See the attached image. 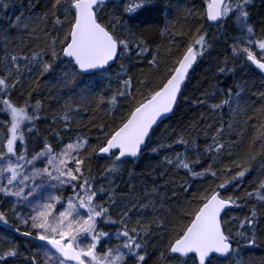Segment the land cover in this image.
<instances>
[{
	"label": "snow or ice",
	"instance_id": "1",
	"mask_svg": "<svg viewBox=\"0 0 264 264\" xmlns=\"http://www.w3.org/2000/svg\"><path fill=\"white\" fill-rule=\"evenodd\" d=\"M110 2L52 0L48 12L41 17L47 21L50 14L53 18V32H49L47 26L41 29L47 38L46 46L31 51V54L23 50L9 53L3 59L0 114L5 119L0 120V124L6 128V133L0 140V199L12 204L8 211L14 222L10 225L8 212L0 210V223L13 227L20 236L30 238L29 243L35 251L21 253L13 244L0 251V264H11L21 255L25 264H41V255L43 264H246L242 248L257 244L259 215L255 205L243 220L231 216V212L241 207V201H255L264 208V166L252 187L243 189L241 194V186L252 171L250 162L256 157L250 152L242 162L232 161L234 169L228 166L218 169V159L225 154L232 155L225 142L223 125L214 130L211 143H206L203 150L195 139L190 142L179 136L175 142L184 145L185 152L176 153L174 159L165 157L168 165L183 169L193 180L203 182L211 177L214 181L192 191V184L181 185L187 195H184L183 203L177 202L176 208L171 204L165 207L164 198L156 200L159 190L155 187L151 193H146L149 199L129 202L115 209L114 190L106 201L103 199L105 190L97 187L95 177L91 175L89 150L91 154L112 161L106 170L108 174L119 173L124 164L138 160L152 141L154 126L174 112L193 65L212 47L201 25L195 33L187 34L190 42L182 49H168L172 63L154 86L145 79L134 82L128 74L126 58L129 62L133 58L146 62L158 70L159 46L154 51L146 40V22L129 24L122 17L110 14ZM155 2L126 0L123 13L134 19L151 10ZM252 2L204 0L201 11L190 15H201L217 27L231 21L239 33L233 39L232 55L244 58L264 72V36L256 37L250 23L248 9ZM2 7L6 9L7 4ZM17 22L13 27L22 22L20 17ZM23 27L26 30L28 24ZM166 32L167 28L161 35ZM257 48L259 56L254 52ZM57 61L64 65L58 80L62 89L72 93L79 88L74 94L82 103L95 102L98 109L103 106L108 112L115 110L122 100L125 111L118 121L96 126L100 135L95 146H91L86 137L76 136L67 142L60 139L59 146L45 140L38 150L30 151L26 133L34 134L42 104L38 99L32 102L31 91L26 98L21 91L19 101L14 100L12 94L18 86L22 87L26 72L29 78L34 71L40 76L55 73ZM113 63L120 66L118 86L112 89L109 83L97 92V80L106 77L111 80L108 70ZM226 70L227 61L219 68L221 73ZM220 91L223 96L218 103L209 105L212 110L227 106L233 112L244 110L247 116L246 108H240L242 89L239 86L237 90ZM259 95L264 99V92ZM64 108L60 119L65 130L70 131L72 116L80 111V107H73L70 94ZM254 111L260 113L262 121L253 125L259 131L256 139L264 141V105ZM247 119L250 121L253 117L247 116ZM231 128L229 123L228 129ZM56 135L60 137V133ZM235 140L234 137L232 142ZM169 146L159 143L152 151L155 153ZM189 146L194 150V156L188 154ZM229 185L231 192L227 191ZM68 189L71 192L65 195ZM113 210L118 213L115 217ZM145 216L150 218L146 220ZM234 223L237 227H233ZM104 226L116 227L108 231ZM247 264H255V261L249 259Z\"/></svg>",
	"mask_w": 264,
	"mask_h": 264
},
{
	"label": "trees",
	"instance_id": "2",
	"mask_svg": "<svg viewBox=\"0 0 264 264\" xmlns=\"http://www.w3.org/2000/svg\"><path fill=\"white\" fill-rule=\"evenodd\" d=\"M253 1L254 4L248 9L250 23L254 27L256 37L264 36V0ZM51 2L52 0H0V73L4 71L3 59L9 53H19L23 50L25 53L31 54V51H39L46 46L47 38L41 29L47 26V30L53 32L51 23L53 18L50 14L47 21L41 17L48 12ZM125 2L126 0H121L110 3L108 12L122 17L129 24L146 22L144 24L148 29L144 33L146 40L154 51L159 46L158 70L152 69L146 62H139L135 58L129 62L126 58L128 74L132 76L134 82L145 79L151 86H154L172 63L169 59L168 49L172 48L173 51L178 47L182 49L185 44L190 42L187 34L195 33L196 28L201 25H203L202 31L207 33L212 47L205 56L198 59L184 86L174 115L154 131L152 141L139 160L127 162L121 167L119 173L108 174L106 170L111 167L112 161L106 157L98 158L97 154H91L89 150L91 175L95 177L97 187H102L105 190L102 193L103 199L106 201L109 193L114 190L115 209L129 202L149 199L146 193H151L155 187L159 190L155 199L164 198L165 207L171 204L173 208H176L177 202L183 203V197L187 195L183 192L181 185L192 184L193 189L190 190L192 191L196 187H207L214 181L211 177L203 182L193 180L183 169L177 170L168 165L165 157L174 159L176 153L185 152L184 145L175 142L179 136H183L190 142L195 139L200 149L203 150L206 143H211L214 130L221 125L225 129V142L229 144L232 155L221 156L216 167L222 169L228 166L234 169L233 160L242 162L248 153H254L256 158L250 162L252 171L241 186V194L243 189H250L260 176L261 166H264V141L256 139L259 136V131L257 127L253 126L262 122L260 113L254 109L264 105V99L259 95L264 92V78L244 58L232 55L231 46L233 36L236 34L234 26L228 21L217 27L210 25L201 15H190V13L201 11L204 0H156L151 10L136 15L134 19L123 13ZM5 3L7 4L6 9L2 7ZM17 17H20L22 22L18 27H13V24L18 23ZM25 23L28 24L26 30L23 27ZM165 28H167V32L161 35ZM5 37H7V41ZM225 61H227L228 70L221 73L219 68L225 66ZM63 68L64 65L57 61L55 73L40 76L38 71H34L29 78V74L26 72L22 87L18 86L12 94L13 99L19 101L21 100V91L25 93V98L31 91L32 102L35 103L38 99L42 104L39 113L40 119L35 121L34 134L26 133L30 151L31 149L38 150L45 140L59 146L60 139L67 142L76 136L86 137L90 141V145L95 146L99 143L97 137L100 135L96 126L118 121L125 111V104L122 100L112 112L103 109V106L98 109L95 102L92 104L82 103L80 97L74 94L79 91V88L70 93L69 89H62L59 85L58 80ZM119 72L120 66L119 63H116L108 70L111 80L109 81L107 77L97 80L96 91L99 92L108 87L109 83H111L112 89H115L119 83L117 76ZM238 86L242 89L240 108H246L247 116L253 117L250 121L244 110L233 112L227 106L218 110H212L209 107L212 103L220 101L223 96L221 89L233 88L237 90ZM70 94L73 107L79 105L80 111L73 114L70 131H67L60 117L65 111L64 105L69 100ZM200 100H204L206 103L201 104ZM235 107L234 103L233 108ZM4 119L5 117L0 114V120ZM229 123L232 124L231 130L228 129ZM208 125H211V128ZM205 130L208 133L207 137ZM5 133L6 128L0 124V140L3 139ZM57 133H60V137L56 135ZM234 137L236 138L235 143L232 142ZM159 143L170 146L160 148L154 153L152 148ZM187 152L189 155H195L191 146L188 147ZM196 168L199 170L200 166L197 165ZM218 175L221 173L218 172ZM227 191H232L231 185ZM70 192L71 190L68 189L64 194L67 195ZM253 205L256 206L260 221L257 244L242 248V255L245 257L246 264L249 259L255 261V264H262L264 262V208H261L255 201L248 203L241 201V207L234 208L231 216L243 220L246 215L250 214ZM117 214V211L113 210L112 215L115 217ZM149 218L148 216L144 217L146 220ZM12 223L13 221L10 222V225ZM104 227L106 230L112 231L116 226ZM233 227H237V224L234 223ZM13 244L19 248L21 253L31 254L35 251L29 241L0 227V251ZM159 250V246H157V252ZM11 264H25L24 256L15 258Z\"/></svg>",
	"mask_w": 264,
	"mask_h": 264
},
{
	"label": "water",
	"instance_id": "3",
	"mask_svg": "<svg viewBox=\"0 0 264 264\" xmlns=\"http://www.w3.org/2000/svg\"><path fill=\"white\" fill-rule=\"evenodd\" d=\"M118 1H121V0H111L110 3L118 2ZM208 23H209L210 25H212L210 22H208ZM213 26H215V25H213ZM197 62H198V60H197ZM197 62L193 65V68L195 67V65L197 64ZM249 63L251 64V62H249ZM115 64H116V63H113L112 66L115 65ZM252 65H253V64H252ZM253 67H254L255 69H257V70L261 73V75L263 76V78H264V72H261L258 68L255 67V65H253ZM193 68L190 70L189 76H190V74H191ZM187 80H188V78H187ZM187 80H186V82H187ZM186 82H185V84H186ZM184 86H185V85H184ZM184 86H183V88H182V92H183ZM181 95H182V93H181ZM181 95H180L179 98H178V102H179V100H180ZM177 105H178V103H177ZM176 108H177V106H176ZM176 108H175V110H174L173 113H171V114H169L167 117L163 118L160 122H158V124H157L156 126H154V131H155L160 125H162L163 123H165L166 121H168V120L174 115V113H175V111H176ZM154 131H153V133H154ZM153 133H152V134H153ZM144 151H145V150H144ZM141 156H142V155H141ZM141 156H140V157H141ZM97 157H98V158H105L104 156H101V155H99V154H97ZM139 159H140V158H139ZM139 159H138V160H139ZM0 227H2V228H4V229L8 230L10 233H12V234H14V235H16V236H19V237H21V238H23V239H25V240H27V241H29V239H30V238H26V237L20 236L19 233H17V232L14 230L13 227H9L8 225H4V224L0 223ZM36 243H38V244H43V242H39V241H37Z\"/></svg>",
	"mask_w": 264,
	"mask_h": 264
},
{
	"label": "rangeland",
	"instance_id": "4",
	"mask_svg": "<svg viewBox=\"0 0 264 264\" xmlns=\"http://www.w3.org/2000/svg\"><path fill=\"white\" fill-rule=\"evenodd\" d=\"M254 4V1L251 3V5L250 6H252ZM249 6V7H250ZM230 23H231V21H230ZM232 24V23H231ZM233 25V24H232ZM234 26V25H233ZM234 28H235V30H236V34L233 36V39H234V37H236L239 33H238V30H237V28L234 26ZM254 52L259 56V49L257 48V49H254ZM27 136V135H26ZM28 137V136H27ZM31 151H32V149H31ZM12 207V204H10V203H5L4 202V200L3 199H0V210H2V211H5V212H8V215H9V218H10V222L11 221H13V219H12V214H11V212H9L8 210L10 209ZM22 211H26V210H24V209H21ZM14 222V221H13ZM22 227V226H21ZM34 248V247H33ZM34 250H35V248H34ZM41 264H43V257H42V255H41Z\"/></svg>",
	"mask_w": 264,
	"mask_h": 264
},
{
	"label": "bare ground",
	"instance_id": "5",
	"mask_svg": "<svg viewBox=\"0 0 264 264\" xmlns=\"http://www.w3.org/2000/svg\"><path fill=\"white\" fill-rule=\"evenodd\" d=\"M10 227V226H9Z\"/></svg>",
	"mask_w": 264,
	"mask_h": 264
}]
</instances>
